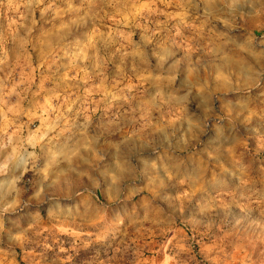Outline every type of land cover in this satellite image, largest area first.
<instances>
[{
    "label": "clouds",
    "instance_id": "obj_1",
    "mask_svg": "<svg viewBox=\"0 0 264 264\" xmlns=\"http://www.w3.org/2000/svg\"><path fill=\"white\" fill-rule=\"evenodd\" d=\"M61 257L264 264V0H0V264Z\"/></svg>",
    "mask_w": 264,
    "mask_h": 264
},
{
    "label": "rangeland",
    "instance_id": "obj_2",
    "mask_svg": "<svg viewBox=\"0 0 264 264\" xmlns=\"http://www.w3.org/2000/svg\"><path fill=\"white\" fill-rule=\"evenodd\" d=\"M57 227H59V225H57ZM67 259L70 261V260H71V257H68ZM60 264H65V259H64V257H61V258H60Z\"/></svg>",
    "mask_w": 264,
    "mask_h": 264
}]
</instances>
